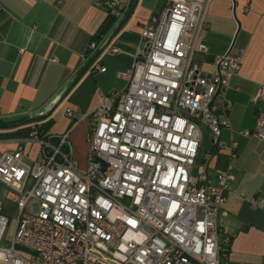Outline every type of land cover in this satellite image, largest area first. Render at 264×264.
Listing matches in <instances>:
<instances>
[{"label":"built area","instance_id":"1","mask_svg":"<svg viewBox=\"0 0 264 264\" xmlns=\"http://www.w3.org/2000/svg\"><path fill=\"white\" fill-rule=\"evenodd\" d=\"M165 3L142 27L133 66L119 75L125 89L100 93L89 114L85 170L72 156L69 132L41 133L38 125L15 151L0 154V184L18 209L12 231L0 212V242L10 243L0 245V264H228L230 238L219 217L235 176L232 164L216 173L210 167L231 130L226 93L245 51L217 55L212 71H203L194 54L208 52L199 43L207 7ZM105 7L122 17V0ZM254 101H264V82ZM202 127L212 150L194 176ZM238 134L264 141V113L253 131ZM31 143L41 150L29 164ZM237 147L232 140L231 160Z\"/></svg>","mask_w":264,"mask_h":264},{"label":"crops","instance_id":"2","mask_svg":"<svg viewBox=\"0 0 264 264\" xmlns=\"http://www.w3.org/2000/svg\"><path fill=\"white\" fill-rule=\"evenodd\" d=\"M107 1L0 0V154L15 151L28 128L43 117L53 134L69 132L73 158L79 166H87L89 114L100 103V93L125 89L126 81L119 75L134 64L142 27L154 10L166 4L165 0H122V17H115L110 30L96 39L112 15L105 7ZM190 1L207 7L199 43L208 52L194 54L203 71H212L217 55L230 49L245 51L242 69L226 93L234 134L224 130L225 147L210 168L216 173L232 164L235 176L219 217L223 236L232 239L229 264H264V141L238 134L253 131L258 112L264 113V101H254L264 82V0ZM96 65L107 72L101 73ZM232 140L238 143L234 160ZM26 150L31 164L41 147L31 143ZM6 190H0L3 214ZM259 256V261L253 260Z\"/></svg>","mask_w":264,"mask_h":264},{"label":"rangeland","instance_id":"3","mask_svg":"<svg viewBox=\"0 0 264 264\" xmlns=\"http://www.w3.org/2000/svg\"><path fill=\"white\" fill-rule=\"evenodd\" d=\"M38 118H40V117H38ZM33 124H35V123H33ZM211 140H212L211 139V134L207 131V128L202 127V143H201V148H200V152H199L198 158L196 160V164H195V166L193 167V170H192V174L194 176H197L198 175L200 166L205 162L206 154L209 153L212 150ZM86 167L87 166H84V167L83 166H80V169L81 170H85ZM0 188H1L0 190L6 189L3 186H0ZM4 214L10 220L9 231H12L13 230V227L15 225V222H16V220L18 218V209H17L16 205L13 204L12 202H9V201L7 203H5ZM223 237H226V236H223ZM0 245L9 246L10 243L7 242V241H4V242H0ZM260 256L259 257H254L253 260L256 259L257 261H259L260 260ZM263 262H264V259H262V263ZM228 264H229V262H228Z\"/></svg>","mask_w":264,"mask_h":264},{"label":"trees","instance_id":"4","mask_svg":"<svg viewBox=\"0 0 264 264\" xmlns=\"http://www.w3.org/2000/svg\"><path fill=\"white\" fill-rule=\"evenodd\" d=\"M115 21H116L115 16L110 15V16L107 18V20L105 21V23L101 26V28H100V30L98 31V33H97V35L95 36V38H96V39H99L103 34H106V33L110 30V28L113 26V24L115 23ZM42 121H43V117H40V118H38L36 121H34L33 123H35V124H32V125L28 128V130H27V132L25 133L24 137H25V138H28V137H29V135H30V131H31V128H32V126H34V125H38V126H39V131H40L41 133H45V132H47V131H48V128H49V127H48L49 125H47V123L42 122ZM39 122H40V123H39ZM231 245H232V239H230V245L228 246L229 253H230Z\"/></svg>","mask_w":264,"mask_h":264}]
</instances>
